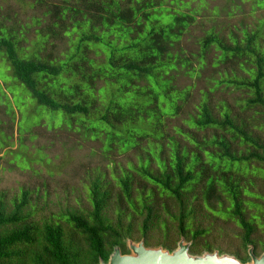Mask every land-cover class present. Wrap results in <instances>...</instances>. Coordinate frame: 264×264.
I'll return each mask as SVG.
<instances>
[{
  "label": "trees",
  "instance_id": "obj_1",
  "mask_svg": "<svg viewBox=\"0 0 264 264\" xmlns=\"http://www.w3.org/2000/svg\"><path fill=\"white\" fill-rule=\"evenodd\" d=\"M28 7L38 9L29 23L0 20V55L12 77L38 106L67 116V126L101 137L104 155L130 151L135 161L117 171L110 161L112 185L104 172L95 175L90 210L61 216L67 228L26 221L27 191L9 213L0 201V264L106 261L133 239L128 208L141 216L145 246L154 223L164 227L163 213L190 253L211 251L208 228L192 227L196 212H205L233 222L241 248L258 255L263 241L252 235L264 224V194L250 188L264 186V18L252 28L241 19L225 36L208 26L189 49L185 34L202 15L188 0H32ZM179 79L188 82L178 86ZM112 199L114 223L104 216ZM246 205L256 213L246 217ZM162 237L160 244L175 247ZM245 251L231 253L245 261Z\"/></svg>",
  "mask_w": 264,
  "mask_h": 264
},
{
  "label": "rangeland",
  "instance_id": "obj_2",
  "mask_svg": "<svg viewBox=\"0 0 264 264\" xmlns=\"http://www.w3.org/2000/svg\"><path fill=\"white\" fill-rule=\"evenodd\" d=\"M31 1L0 0V20L6 17L5 21L29 23L30 17L38 13L36 7H28ZM202 1L205 4L200 8L197 7L199 0H188L189 5L197 7L202 15L200 18L197 14L195 23L185 34L183 43L189 49L193 48L195 37L200 36L208 26H214L216 31L225 36L227 29H232V25L241 19L247 28H252L258 20L264 18V6H254L253 0ZM165 2L167 4L168 0ZM31 39L33 33L29 31L26 41ZM64 47L62 42L57 50ZM53 55L62 57L55 50ZM187 82L188 80L179 79L177 85ZM66 119L67 116L60 112L38 106L29 92L12 77L6 61L0 55V201L6 213L12 211L13 203L20 198L21 192L27 191L26 204L20 212L26 221L58 220L67 228L61 216L69 212L86 214L90 210L88 185L95 175L104 172V179L112 185L114 178L111 175L110 161L115 162V171L124 169L127 161L134 164L135 159L130 151H113L104 155L101 151V137L91 139L83 136L75 131L73 125L67 126ZM262 184L261 181L254 182V187L250 190L264 194ZM113 190L116 192V188ZM242 197L244 200H253V197L246 194ZM253 201L261 203V200ZM126 213L133 223V239L127 242L136 243L141 240L137 232L141 216L129 208ZM244 213L247 217L255 214L256 209L246 205ZM104 216L114 223L113 199L105 207ZM194 219L192 227L208 228L204 238L213 245L212 250L231 255V252L237 250L243 255L245 250L236 237L239 228L233 222L224 221L220 217H209L205 212H196ZM122 220L128 221L125 217ZM160 220L165 221V225L162 228L158 224L159 220L154 223L148 232L147 247L166 248L160 244L163 235L175 246L180 236L174 222L168 221L163 213ZM259 223H264L263 217L259 219ZM252 237L263 241L262 249L257 250L261 252L264 249V224L256 227ZM184 241L190 242L186 239ZM123 253H129L126 246Z\"/></svg>",
  "mask_w": 264,
  "mask_h": 264
},
{
  "label": "water",
  "instance_id": "obj_3",
  "mask_svg": "<svg viewBox=\"0 0 264 264\" xmlns=\"http://www.w3.org/2000/svg\"><path fill=\"white\" fill-rule=\"evenodd\" d=\"M127 240L130 239L124 242L129 253H122L118 246H114L107 260L99 261V264H264V249L254 255L251 245L246 248L247 260L241 261L234 255L217 250L190 253V242L184 241L182 236L172 249L161 246L147 247L142 239L136 243Z\"/></svg>",
  "mask_w": 264,
  "mask_h": 264
}]
</instances>
